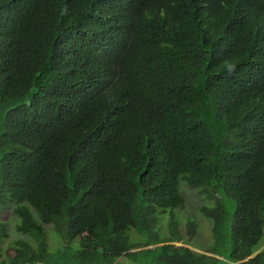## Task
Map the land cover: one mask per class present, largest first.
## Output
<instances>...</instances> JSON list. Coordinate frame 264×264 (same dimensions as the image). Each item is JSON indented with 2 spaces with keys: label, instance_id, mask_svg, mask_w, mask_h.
Returning <instances> with one entry per match:
<instances>
[{
  "label": "trees",
  "instance_id": "1",
  "mask_svg": "<svg viewBox=\"0 0 264 264\" xmlns=\"http://www.w3.org/2000/svg\"><path fill=\"white\" fill-rule=\"evenodd\" d=\"M213 199V246L160 214ZM221 195L235 202L225 224ZM0 264H264V0H0ZM46 225L61 241L49 250ZM143 235L131 242L128 231ZM10 252H12L10 254Z\"/></svg>",
  "mask_w": 264,
  "mask_h": 264
},
{
  "label": "rangeland",
  "instance_id": "2",
  "mask_svg": "<svg viewBox=\"0 0 264 264\" xmlns=\"http://www.w3.org/2000/svg\"><path fill=\"white\" fill-rule=\"evenodd\" d=\"M179 191L183 197V203L181 206L176 207L172 210H166L158 217V220L155 224V230L161 236H167L170 234L171 221L172 218L175 220L177 225L178 232L186 239L185 229L186 222L188 220H193L197 223V233L191 238L190 241H185V244L190 247L194 252L201 253L206 249H209L213 246V237L211 233V219L205 217L199 211L201 205H211L213 199H210L199 193L198 189L193 186H189L184 180L179 182ZM224 205L226 207V217L225 224L228 227L233 218L235 202L233 199L221 195ZM12 204L6 205L0 210V221L4 222L7 227L8 237L4 239L2 246L6 248L18 238L29 239L28 235L21 234L16 230V224L18 222V217L14 214L12 209ZM47 229V240L49 244V250L55 251L57 247L61 246V241L56 237L52 232L50 225H46ZM131 242L142 241L143 235H139L133 229L128 231ZM230 250L229 240H225L220 248L219 261L216 264H236L234 260L229 258L228 253ZM252 254H255L259 251L264 250V233L259 242H257L252 247ZM12 252H10L11 254ZM118 261L120 264H158L156 261H147V262H131L125 257H119Z\"/></svg>",
  "mask_w": 264,
  "mask_h": 264
}]
</instances>
